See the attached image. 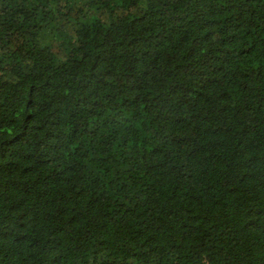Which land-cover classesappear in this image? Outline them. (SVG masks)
I'll return each instance as SVG.
<instances>
[{"label": "trees", "instance_id": "1", "mask_svg": "<svg viewBox=\"0 0 264 264\" xmlns=\"http://www.w3.org/2000/svg\"><path fill=\"white\" fill-rule=\"evenodd\" d=\"M0 264H264V0H0Z\"/></svg>", "mask_w": 264, "mask_h": 264}]
</instances>
